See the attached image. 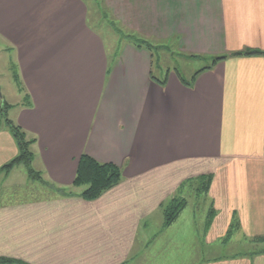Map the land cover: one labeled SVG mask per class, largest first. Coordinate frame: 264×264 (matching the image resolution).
I'll return each instance as SVG.
<instances>
[{
    "label": "crops",
    "instance_id": "0c3cea01",
    "mask_svg": "<svg viewBox=\"0 0 264 264\" xmlns=\"http://www.w3.org/2000/svg\"><path fill=\"white\" fill-rule=\"evenodd\" d=\"M103 2L122 29L205 64L190 80L176 70L157 77L147 49L118 37L108 51L85 0H0V51L12 53L22 93L0 107L33 139L32 168L69 187L87 154L122 175L85 200L37 186L18 166L0 171V256L264 264V0ZM17 152L0 118V167ZM202 174L211 181L200 226L188 202L165 224L163 206ZM231 241L245 247L224 253Z\"/></svg>",
    "mask_w": 264,
    "mask_h": 264
},
{
    "label": "trees",
    "instance_id": "16d2710c",
    "mask_svg": "<svg viewBox=\"0 0 264 264\" xmlns=\"http://www.w3.org/2000/svg\"><path fill=\"white\" fill-rule=\"evenodd\" d=\"M117 31L120 33L119 36L121 39L126 40L128 43L137 48L143 47L147 49L153 56V52L155 51V45L152 44L153 42L151 43V41L139 37L134 33H123V30L120 28H117ZM246 53L250 54L252 53V50H249ZM222 58V56L215 57L214 61ZM7 107V103L2 101L0 107V117L3 118L4 123L9 128L13 138L15 139L18 152L10 161L0 167V171L7 173L14 166L22 165L25 168L29 179L46 184L41 173L34 170L31 166L33 154L30 149V145L33 143V139L27 138L24 130L6 117ZM121 178V170L117 165L113 163H101L87 154H81L77 162L75 175L71 185L69 187L56 188L58 192H60L59 195L62 196H79L85 200H94L106 190L117 185L121 181ZM196 180H201L199 184L200 187L197 190L203 194L206 193L211 181V174H202L195 177L194 180L191 179L185 183L183 182V184L188 185L190 182ZM79 187H82V189L77 192L75 188ZM186 204L187 200L179 196L173 197L167 204H165L163 206L165 224L173 222ZM212 213L213 210L210 209L208 219H211ZM0 264H24V262L0 256Z\"/></svg>",
    "mask_w": 264,
    "mask_h": 264
},
{
    "label": "rangeland",
    "instance_id": "374dc122",
    "mask_svg": "<svg viewBox=\"0 0 264 264\" xmlns=\"http://www.w3.org/2000/svg\"><path fill=\"white\" fill-rule=\"evenodd\" d=\"M87 2L88 6V23L90 26L95 28L106 41V46L108 51L112 49V43L117 41L118 37H120V33L117 31V28H120L123 30V33H131L130 31L126 29H122V27L118 24H116V21L113 20L111 17L110 12L106 8L103 0H85ZM119 30V29H118ZM152 43V42H151ZM155 51L153 52V64H152V71L153 75H164L168 70L174 71L176 70L181 76L186 78L187 80H190L192 74L196 72L200 67H202L205 64V61L203 59H199L197 57H190L187 55H180L177 54L176 51L167 43L162 42H153ZM3 47L2 41L0 40V50ZM14 58L11 52H3L0 51V90L1 95L6 102L12 104L13 108L20 102H22V93L19 91L21 86L17 82V79L15 77L14 72ZM11 112H9V116L11 117ZM8 116V118H9ZM1 118V117H0ZM18 168H21V170L24 171V167L22 165H17ZM18 174V172H17ZM20 178V175H17L14 180H17ZM45 180V178H43ZM37 182V186L43 187L44 189H50L51 192L60 193L58 192L57 188L52 184L49 183V181L45 180L46 184H43L39 181ZM201 180H196L193 182H190L189 190L185 194V198L187 202L189 203L190 207L188 208V211H186V214H189L190 208L191 210L196 212L195 214V222L197 226H200V219L203 218L202 210L205 214V207H207L208 203L203 199V193L199 190V184ZM77 192L81 191L82 187L75 188ZM181 197V196H179ZM188 212V213H187ZM184 220V219H183ZM199 232L201 229H198ZM190 234V232H189ZM233 241L237 240V236L235 237ZM233 241L221 246V250L226 253L230 251H236L240 248L243 249L245 247L244 243H241L240 245L233 243ZM233 244L237 245L238 248H234ZM190 247V245H189ZM233 247V248H232ZM200 248V249H199ZM195 247L194 249L196 251L201 250V246L199 245Z\"/></svg>",
    "mask_w": 264,
    "mask_h": 264
},
{
    "label": "water",
    "instance_id": "95a60500",
    "mask_svg": "<svg viewBox=\"0 0 264 264\" xmlns=\"http://www.w3.org/2000/svg\"><path fill=\"white\" fill-rule=\"evenodd\" d=\"M0 98H2V95H1V90H0Z\"/></svg>",
    "mask_w": 264,
    "mask_h": 264
}]
</instances>
